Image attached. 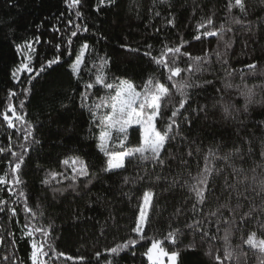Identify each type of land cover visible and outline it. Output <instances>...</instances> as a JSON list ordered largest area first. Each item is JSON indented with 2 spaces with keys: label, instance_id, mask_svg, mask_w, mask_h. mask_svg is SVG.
<instances>
[{
  "label": "snow or ice",
  "instance_id": "6c2138e0",
  "mask_svg": "<svg viewBox=\"0 0 264 264\" xmlns=\"http://www.w3.org/2000/svg\"><path fill=\"white\" fill-rule=\"evenodd\" d=\"M66 3L69 9L75 10V19L67 21V25L74 28L66 37L65 52L61 53L60 45L56 44L54 46L56 54L51 59L43 61L39 69H34L33 61L36 59L34 45L40 43V38L25 41L17 46V52L22 59L12 72V78L19 83L22 73L29 74L27 80L29 87L22 89L27 97L31 92L32 81L37 76L53 65L60 64L62 55L69 57L74 55V59L70 61V69L73 77L84 85V90L79 93L80 107L89 114V132L98 141L96 147L104 159L99 166L90 167L81 155L70 150L60 161L64 170L60 172L47 170L41 183L46 187H52L53 182L64 184V181H68L62 187H52L53 193L63 195L69 191L77 192L81 180H84V187L87 189L101 174H111L120 176L122 189L128 186V191L121 194L129 200L132 199L137 185L142 183L158 185L163 181L166 184L165 191L180 189L188 193L187 200L192 201L188 209L191 213L190 222H185L183 226L178 223L173 226V220L178 221L179 217L187 215L178 207L168 222L166 235L159 237L145 233V229L151 226L150 212L153 213L152 219H156L159 207L154 204L157 198L155 188L149 186L144 189L142 195L137 197L138 214L131 229V233L135 235H130L126 240L105 249L103 264H118L116 258L126 251L135 255L137 244L146 240H150L151 243L142 255L147 258L149 264H166V258L167 264H178L180 250L169 252L165 244L177 245L186 233L191 240L185 247L191 250L196 249L197 236L201 243L217 239L223 242L222 246L216 248L209 244L205 252L215 264H241L242 257L247 256L242 245H247L259 253L260 264H264V235H258L257 230L250 231L246 237L243 234L248 223H254L258 229L264 230V119L249 120L253 108L264 107V96L257 91L264 89V64L259 60H253L237 68L233 67L231 62V50L236 36L233 25L247 26L251 31L253 22L247 19L249 14L247 0H228L226 16L218 25L214 20L215 13L207 18L201 17L193 39L200 41L203 37L215 38L217 41L216 48L206 49L202 55L193 56L191 52L184 50L189 42L182 38L180 44L176 46H169L166 42L158 49L152 44L145 45L142 54L150 58V62L157 66L158 71L163 70L161 74L166 79L165 82H161V74L153 72L142 84L112 74L111 57L107 55L97 54L89 67L86 54L90 55L96 50L86 41L73 54L72 38L77 37L78 33L88 32L89 28L87 24L75 22L83 18V13L79 10L81 0H66ZM152 3L155 8L154 16L161 15L160 6L171 7V0H152ZM105 4L115 5L116 0H98L96 10L99 11L100 6ZM260 4L264 6V0H260ZM234 9L237 14H233ZM163 19L166 22L165 27L167 25L175 27L174 13L169 12ZM257 20L264 23V14L257 17ZM53 31L60 33L59 28H54ZM156 31L159 32L160 29ZM121 48L133 53L141 52L140 48H133L130 45H121ZM154 51L157 52L156 55H153ZM184 57L187 60L184 66H181V58ZM34 70L35 75H31ZM255 78H260L262 82L251 85L247 83L249 79ZM237 80L239 83H236ZM217 82L220 87H217ZM209 88L216 93L212 109H218L224 121L244 125L249 135L242 136L241 130L237 129L236 135L240 137L242 143L223 155L220 154L219 146L208 147L203 157V166L199 160L196 161L194 171L186 158L194 156L191 148V143L194 142H190L184 136L181 123L191 126L193 117L198 118L201 114L207 119L208 105L200 104L197 97L203 96ZM17 95V92L10 91L6 109L0 112L8 128L23 133L24 141L19 145L20 152L13 151L11 146L0 147V154L7 152L13 158L8 161L7 173L0 175V186L9 185L7 191L16 197L11 202L0 200V213H5L7 206V221L10 222L13 217H17L19 206L17 201L23 205L24 224L21 226V238L27 237L31 241L30 264H58L61 258L72 261L74 260L72 256L57 251L55 247V240L58 237L54 235L56 231L54 221L48 218V222L45 223V210L29 206L27 193L20 187L25 183L21 170L26 157L41 142L35 136V125L26 119L27 113L18 112L17 107L11 103V97ZM93 97L95 99H92ZM24 107L25 101L21 100L19 109L23 110ZM246 120H249L252 127H247ZM93 128L99 129L98 135L92 131ZM255 129H258L261 135L257 136ZM133 134L137 137L135 143L130 140ZM8 139L11 140V136ZM181 143L187 146L186 152L180 151ZM173 148L176 150L173 151ZM200 152L201 148L197 146L195 154L198 155ZM257 156L259 162L254 159ZM216 161H223L230 169L224 176L219 195L215 179L224 172V169L218 167ZM248 161H251V167H245ZM173 164H176V168L172 167ZM129 169H135L136 174H129ZM149 169L155 174L150 173ZM165 169H168L167 174H162ZM13 187L17 189L15 192ZM2 190L0 188V191ZM224 193L227 195L221 200ZM92 203L93 201L89 199L86 206L91 208ZM83 218V213L74 215V220ZM19 223L17 218V224ZM5 231L0 224V264H24L18 255L15 233L8 231L12 242L5 245ZM220 233L222 235H219ZM236 233H240L238 237L240 243L233 244ZM100 234H104L103 226ZM101 256V252L95 253L94 259L97 264ZM76 259L83 262L87 258L80 256Z\"/></svg>",
  "mask_w": 264,
  "mask_h": 264
},
{
  "label": "trees",
  "instance_id": "16d2710c",
  "mask_svg": "<svg viewBox=\"0 0 264 264\" xmlns=\"http://www.w3.org/2000/svg\"><path fill=\"white\" fill-rule=\"evenodd\" d=\"M249 5L248 20L253 23L251 31L247 26L233 25L236 32L235 44L233 46L231 62L233 67H242L253 60H259L264 64V23L257 20L264 14V6L260 0H247ZM228 0H171V7L160 6V16H154L155 10L152 0H116L115 5H102L97 11L98 0H81L79 10L83 13V18L76 20V23L87 24L89 31L78 33L73 37L71 51L75 54L83 42L89 43L95 48V53L86 54V61L91 67L92 59L99 56L111 57V73L117 77L130 78L137 84L146 81L150 73H163L157 66L150 62V58L142 53L144 46L152 44L158 49L167 43L169 46L180 44L181 38L188 41L185 49L193 56L202 55L206 49L216 48L215 38H201L200 41L193 39L196 34V25L201 17L207 18L215 13L214 20L217 25L223 22L226 16V5ZM73 9H69L66 0H0V112L6 109L9 102V92L15 91L17 96L11 97V103L17 107L18 112H26V119L35 125V136L40 140V144L30 151L22 167V179L25 181L20 187L24 188L28 196V204L39 210L46 212L45 223L48 218L54 221L56 231L54 235L57 251L63 252L74 258L72 261L61 258L58 264H97L94 259L96 252H101L99 264H103L106 253L104 250L111 248L118 242L126 240L131 233L136 220L137 197L142 195V191L147 187H154L157 198L154 204L159 207V214L156 219H152L153 213L150 212V228L145 229L146 235H157L163 237L168 231V222L176 208H181L187 213L173 220V226L178 223L183 226L185 222H190L191 213L188 209L192 201L187 200L188 193L176 189L165 191L166 184L161 181L158 185H148L142 183L137 185L132 199L122 195L128 191V186L122 189L120 176L111 174H101L86 189L84 180L80 181L77 192L53 193L52 187H62L68 183L56 184L46 187L41 183L47 170L63 171L60 163L62 159L74 150L81 155L91 166H99L104 159L99 153L96 144L97 140L90 135L89 114L80 107L79 93L84 90L83 82H78L72 75L70 61L74 59L67 55H62L61 63L53 65L51 68L42 72L31 84V92L25 97L22 89L29 87L27 80L28 73H22L19 83L13 80L12 72L19 65L22 57L17 52V46L25 41L40 38V43L35 44L36 59L33 61L34 69H39L40 64L47 59H51L55 52V45H60V52H65L66 37L73 30L74 26H68L69 19H75ZM169 12L175 14L176 24L165 27L164 17ZM63 14V15H61ZM233 14H237L233 10ZM229 21L231 14L228 15ZM54 28H59L60 33L54 32ZM156 29H160L159 32ZM63 33V35H61ZM231 35V34H229ZM106 37V39H101ZM97 41H99L97 43ZM245 42L247 47H245ZM121 45H130L133 48H140V53H133L121 48ZM157 52L154 51L153 55ZM186 57L181 58V66H184ZM31 75H35V70ZM87 78V77H86ZM210 78V77H205ZM166 77L161 74V82H165ZM260 78L249 79V85L260 84ZM239 83V80L236 81ZM217 87H220L217 82ZM261 96H264V89H257ZM102 94V93H101ZM216 93L209 88L207 92L197 97L200 104L208 105L209 113L207 119L201 114L198 118L193 117L191 126L181 123V131L191 143L194 152L193 157H186L189 165L195 171L196 161H200L203 166V157L208 147L219 146L220 154L232 150L237 144L242 143L240 137L236 135V130H241L242 136L249 133L244 125L234 124L224 121L218 109H212L215 102L213 97ZM259 98V97H258ZM92 99H95L93 97ZM21 100L25 101L23 110L19 109ZM91 103V99L89 100ZM10 116L11 112L8 113ZM264 119V107L252 109L249 120ZM249 120L245 123L247 127H252ZM17 127L19 124L17 123ZM70 130V131H69ZM92 131L98 135L99 129L93 128ZM257 136L261 135L255 129ZM11 136V140L8 137ZM132 143L137 141L133 134L130 137ZM24 143L23 133L14 128H8L7 123L0 115V147L11 146L13 151L20 152L19 145ZM199 146L201 152L196 155L195 149ZM176 149L173 148V151ZM187 146L181 143L180 151L186 152ZM10 153L0 154V175L7 173L8 161L12 160ZM254 159L259 162V157ZM217 166L224 169V172L215 179L217 194L223 185L225 174L230 169L223 161H216ZM39 165V167H38ZM251 161L245 167H251ZM176 168V164L172 165ZM98 170V169H97ZM150 173L152 170L149 169ZM168 169L164 170L167 174ZM128 173L136 174L135 169H129ZM153 175L155 173H152ZM10 178V174H9ZM59 179V178H57ZM9 185L0 186V200L11 202L16 199L7 191ZM17 189L13 187V192ZM77 193L79 195H77ZM227 195L224 193L221 200ZM23 198H21L22 200ZM93 201L91 208L86 206V201ZM259 203V201H256ZM17 217L7 221V206L5 213H0V224L6 231L4 232V243L10 245L12 238L8 236V231L15 233L16 244L18 245V255L24 264H30L31 241L27 237L21 238V226L24 224L23 205L17 201ZM11 206V205H9ZM39 206V208H37ZM155 212V209L153 210ZM83 213V219L74 220V215ZM91 217V219H87ZM109 217H114L110 219ZM19 218V225L17 224ZM103 226L104 234L101 235ZM257 230L258 235H264V230L258 229L254 223H248L243 234L245 237L252 231ZM219 235H222L220 233ZM236 233L233 237V244L240 243ZM191 237L186 233L184 238L175 246L165 244L169 252L179 249L181 252L178 264H215L206 254L209 244L213 248L222 246V241L200 242L199 236L196 237V249H187ZM151 241H141L135 248V255L130 251L121 253L117 257L118 264H149L147 258L142 255L150 246ZM243 251L247 253L246 258L242 257L241 264H260L259 253L250 249L247 245H242ZM80 256L86 257V261L76 259ZM111 258V257H109Z\"/></svg>",
  "mask_w": 264,
  "mask_h": 264
},
{
  "label": "rangeland",
  "instance_id": "374dc122",
  "mask_svg": "<svg viewBox=\"0 0 264 264\" xmlns=\"http://www.w3.org/2000/svg\"><path fill=\"white\" fill-rule=\"evenodd\" d=\"M166 264H167V258H166Z\"/></svg>",
  "mask_w": 264,
  "mask_h": 264
}]
</instances>
